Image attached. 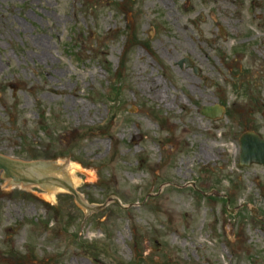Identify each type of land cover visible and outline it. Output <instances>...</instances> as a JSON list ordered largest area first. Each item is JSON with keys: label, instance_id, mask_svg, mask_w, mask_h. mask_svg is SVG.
Wrapping results in <instances>:
<instances>
[{"label": "rangeland", "instance_id": "rangeland-1", "mask_svg": "<svg viewBox=\"0 0 264 264\" xmlns=\"http://www.w3.org/2000/svg\"><path fill=\"white\" fill-rule=\"evenodd\" d=\"M247 131L264 139V0H0V156L73 167L107 205L0 174V264H264Z\"/></svg>", "mask_w": 264, "mask_h": 264}, {"label": "water", "instance_id": "water-1", "mask_svg": "<svg viewBox=\"0 0 264 264\" xmlns=\"http://www.w3.org/2000/svg\"><path fill=\"white\" fill-rule=\"evenodd\" d=\"M202 115L210 120L220 119L222 110L216 107H203L201 109V116ZM240 149V165L244 167H248L251 164L264 166V140H262L259 135L257 136L251 132H247V134L242 135L240 139ZM59 166L53 165L51 167L53 170L51 171L48 169L50 164L43 162L23 163L0 156V173H2L3 179H7V182L10 180L14 185L22 184V186L41 187L45 190L54 188L62 189L73 196L74 201L82 210L87 212V215H91L92 213L105 208L106 204L102 207L88 206L80 199L77 192L72 188L74 186V182H66L62 179L59 180L49 175L51 172L52 175L55 176L59 170ZM262 193L264 198V190ZM113 202L116 206L123 208L117 199L113 200Z\"/></svg>", "mask_w": 264, "mask_h": 264}, {"label": "bare ground", "instance_id": "bare-ground-1", "mask_svg": "<svg viewBox=\"0 0 264 264\" xmlns=\"http://www.w3.org/2000/svg\"><path fill=\"white\" fill-rule=\"evenodd\" d=\"M205 156H206L205 152L202 151V153H200L201 160L204 159ZM75 171H77V170L75 168H73V167H62V171H61V174H60V176L63 179H66L67 182H70V183L74 182L73 188L77 187L80 184V182H81V180L76 177ZM51 191L50 190L48 191V193H49L48 196L50 197V199L53 198L52 192H54V193H58L59 192L57 190H53L52 192Z\"/></svg>", "mask_w": 264, "mask_h": 264}, {"label": "flooded vegetation", "instance_id": "flooded-vegetation-1", "mask_svg": "<svg viewBox=\"0 0 264 264\" xmlns=\"http://www.w3.org/2000/svg\"><path fill=\"white\" fill-rule=\"evenodd\" d=\"M187 59H189V58H182V59L178 60V61L176 62V64H175V67L178 68L180 71H181V70H184V71L190 72L191 74H193L194 78H196V79L199 80V78H198V77H200V70H199V68H198V70H197L198 75H196V74L193 72V70H191V69H188V70L185 69L186 66H187V63H183L182 66H179V62H180V61H182V60H187ZM193 64H194V62H193Z\"/></svg>", "mask_w": 264, "mask_h": 264}]
</instances>
